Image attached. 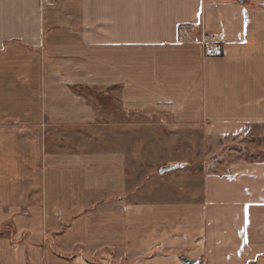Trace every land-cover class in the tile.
<instances>
[{
  "label": "crops",
  "instance_id": "0c3cea01",
  "mask_svg": "<svg viewBox=\"0 0 264 264\" xmlns=\"http://www.w3.org/2000/svg\"><path fill=\"white\" fill-rule=\"evenodd\" d=\"M261 126L264 0H0V264H264V158L184 160Z\"/></svg>",
  "mask_w": 264,
  "mask_h": 264
},
{
  "label": "rangeland",
  "instance_id": "374dc122",
  "mask_svg": "<svg viewBox=\"0 0 264 264\" xmlns=\"http://www.w3.org/2000/svg\"><path fill=\"white\" fill-rule=\"evenodd\" d=\"M106 91L105 88H90L89 90L86 89L84 92L85 95L95 103L97 106H99L100 109L106 108L107 104H112L113 102H117V100H110L106 97V94H97L100 92ZM89 93V94H87ZM98 103V104H97ZM221 143H226L225 146H215L212 145L210 147L211 151H215L214 154H212L208 159L205 160L202 159V154L199 153L197 156L191 155L188 153L187 158L184 159L189 162V167H191L192 170L195 172H200L206 168L214 170V168H226L227 160L229 156H226L225 162H224V155L225 152H234L236 153V157L239 158L240 156H246L250 158L252 155L258 156L260 158H264V127L254 128L248 135L246 136H239V137H226V138H220ZM220 143V141H219ZM189 150V149H188ZM235 150V151H234ZM240 154V155H239ZM222 160L220 162L223 163V165H220L218 160ZM205 162H204V161ZM166 165V164H165ZM188 167V168H189ZM190 169V168H189ZM179 181H176V179L173 178H158L153 180H147L148 188L153 187L155 183H160L161 188L167 192L170 193L169 190L173 191V193L177 194V188L179 187L182 189L179 192V198L184 194V198L187 196L185 187H189L191 183H195L196 186L201 184V180L199 176H196L195 179H190L188 177L183 179H178ZM199 187V186H198ZM184 188V189H183ZM169 195V194H167ZM11 231L10 227H4L1 229V233H8ZM79 245V244H78ZM83 245H80V247L76 248L74 247L70 252H76L79 253L81 251L85 252L86 255H84V262H89L90 264H135L137 263L138 257H134L132 254H126L123 251H114L113 247L106 246L96 249L92 254L82 247ZM82 248V250H80ZM56 252H60L57 250ZM61 253V252H60ZM176 253L172 250L170 251H163V255L167 254H173ZM65 254V253H64ZM154 252H151L150 255H153ZM58 255H60L58 253ZM65 255H60V257H64Z\"/></svg>",
  "mask_w": 264,
  "mask_h": 264
},
{
  "label": "built area",
  "instance_id": "2783aa9c",
  "mask_svg": "<svg viewBox=\"0 0 264 264\" xmlns=\"http://www.w3.org/2000/svg\"><path fill=\"white\" fill-rule=\"evenodd\" d=\"M183 35L186 37L190 36V31L185 28L183 30ZM201 42L206 48V50L211 55H217L220 53L221 47H220V39L212 33H205L201 37Z\"/></svg>",
  "mask_w": 264,
  "mask_h": 264
},
{
  "label": "water",
  "instance_id": "95a60500",
  "mask_svg": "<svg viewBox=\"0 0 264 264\" xmlns=\"http://www.w3.org/2000/svg\"><path fill=\"white\" fill-rule=\"evenodd\" d=\"M241 2H245V0H240ZM176 165H179V163H170V164H166V165H163L161 168H160V172H165L166 170H169L173 167H175ZM182 260L186 263H194L196 262L197 260L195 259H191V258H188V257H182Z\"/></svg>",
  "mask_w": 264,
  "mask_h": 264
},
{
  "label": "trees",
  "instance_id": "16d2710c",
  "mask_svg": "<svg viewBox=\"0 0 264 264\" xmlns=\"http://www.w3.org/2000/svg\"><path fill=\"white\" fill-rule=\"evenodd\" d=\"M58 253H60V252H58ZM65 252H61L60 254L61 255H65L66 257H70L71 255H73V254H75L76 252H71V253H65Z\"/></svg>",
  "mask_w": 264,
  "mask_h": 264
}]
</instances>
